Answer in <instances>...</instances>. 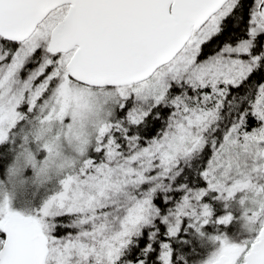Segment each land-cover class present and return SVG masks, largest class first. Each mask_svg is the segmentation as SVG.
I'll return each instance as SVG.
<instances>
[{
	"label": "snow or ice",
	"instance_id": "6c2138e0",
	"mask_svg": "<svg viewBox=\"0 0 264 264\" xmlns=\"http://www.w3.org/2000/svg\"><path fill=\"white\" fill-rule=\"evenodd\" d=\"M33 117L76 142L42 209L0 203V264H176L186 230L264 264V221L224 231L264 212V0H0V146Z\"/></svg>",
	"mask_w": 264,
	"mask_h": 264
},
{
	"label": "trees",
	"instance_id": "16d2710c",
	"mask_svg": "<svg viewBox=\"0 0 264 264\" xmlns=\"http://www.w3.org/2000/svg\"><path fill=\"white\" fill-rule=\"evenodd\" d=\"M248 3L251 4L252 0H248ZM236 26V25H234ZM216 46L213 45L212 50L214 51ZM35 65H28L26 69H32ZM260 74H257L254 77L255 80H260ZM123 114V113H122ZM121 114V115H122ZM35 121L33 117L31 119ZM162 123V121H161ZM27 126L26 121L22 123L11 135L9 142L3 146H0V191L4 190V194L9 198L10 205L14 211L17 210L19 213L24 215L32 214L34 211H38L40 204L45 199V197L52 193L55 189H50L49 184H33L28 182L25 184L24 181H20V184H25L24 187L17 188L12 190L7 188L9 182H15L10 176L6 177V170L8 165L13 161L17 153V144L23 143L22 138L25 133L24 127ZM149 127H154L155 130L159 131V125H155L154 122L150 123ZM258 127V122L253 118H249L248 129ZM222 132L217 134L218 142L221 140ZM17 143V144H15ZM95 154L90 152V156L93 157ZM211 150L210 145L205 148L204 153H202L203 161L206 163V160L210 157ZM42 152L36 155V159L39 160L42 158ZM25 175L32 177L34 175V170L29 167L25 170ZM193 182L197 181L196 177L192 178ZM16 183V182H15ZM1 197V194H0ZM234 211V220L227 226L224 231L228 237L233 239H241L242 235L239 234V217L243 214V208L239 205H232ZM59 220L67 221L68 218H58ZM67 232H71V229H60L57 233V236L63 235ZM0 238H3L0 234ZM172 248L174 249V259L176 264H204V261L209 256V254L214 250L212 243L209 240L202 239L196 236L194 233L188 232L182 233L177 240L172 242Z\"/></svg>",
	"mask_w": 264,
	"mask_h": 264
},
{
	"label": "clouds",
	"instance_id": "9594fccd",
	"mask_svg": "<svg viewBox=\"0 0 264 264\" xmlns=\"http://www.w3.org/2000/svg\"><path fill=\"white\" fill-rule=\"evenodd\" d=\"M77 103V100L73 98L68 107L71 109ZM60 122L55 118L45 119L43 123H36L33 128L30 129L28 135L31 137L33 143L38 142L37 137L44 129V134L39 135V141L46 143L52 149L51 155H47L48 162L37 161L34 155V149L30 150L26 146L17 152V158L8 165L6 170V177L10 176L19 187H24L25 184L31 182L33 184H42L49 181L52 177H59L63 171L61 164L63 163V157L65 156V145L71 146L76 142V133L72 132L70 135L68 130L65 129L62 136L59 132ZM31 167L34 170V175L28 177L25 175V170ZM20 181H24L25 184H20ZM264 221V212L261 211L259 205L249 207L247 211H244L241 217H239V234L243 238L251 236L257 229L258 224Z\"/></svg>",
	"mask_w": 264,
	"mask_h": 264
},
{
	"label": "rangeland",
	"instance_id": "374dc122",
	"mask_svg": "<svg viewBox=\"0 0 264 264\" xmlns=\"http://www.w3.org/2000/svg\"><path fill=\"white\" fill-rule=\"evenodd\" d=\"M27 70H30V69H26L24 72L21 73L22 78H26V76H27V74H28V71H27ZM38 82H39V81H37V83H38ZM40 102H41V101H38V103H40ZM26 109H27V105H22L20 110L26 112ZM29 115H31V114H29ZM122 115H123V114H122ZM26 123H27V126L24 127V130H25V129H26V130H25V133L23 134V138H22L23 143H21V144H20V143H19V144L15 143V144H17V146H18V148H17V152L20 151V150H22V149L26 146V144H25V140H27V141H28L27 146L29 147L30 150H33V149H34V155H35V156L38 155L40 152H42V155H43L42 158H40V159L37 160V161H44V160L46 159V157H47V152L41 148V146H40V144H39L38 142L33 143L31 137L28 135L30 129L33 128V127L35 126V121H32V120H26ZM21 125H22V124H21ZM221 140H222V137H221ZM221 140H220V141H221ZM220 141H219V142H220ZM219 142H218V143H219ZM91 153L95 154L94 152H91ZM15 157L18 159V157H17V153H16ZM93 157L98 159V155H97V154H95ZM45 183L49 184V188H50V189H55V190L52 191V193L48 194V195L45 197V199H44V200L42 201V203L40 204V208H39V210L42 209L43 205L47 202V200H48L51 196L55 195V194H56L57 192H59V191L61 190V188H62V186H61V184H60V177H55V176H54V177H52L49 181H47V182H45ZM8 184H9V185L7 186V188H10V189H12V190H15V189H17V188H20V187L17 185V183H15V182H9ZM3 191H4V190L0 191V194H1V197H0V203H3V202L5 201V199H7L8 202H9V198L4 194ZM9 205H10V202H9ZM235 205H236V207H237L238 204H235ZM9 209H10L11 211H13V212H17V210L14 211L13 208H12L11 206H9ZM18 212H19V211H18ZM243 212H244V210H243ZM74 231H75V230L71 229V232H74ZM241 239H243V238H241Z\"/></svg>",
	"mask_w": 264,
	"mask_h": 264
}]
</instances>
